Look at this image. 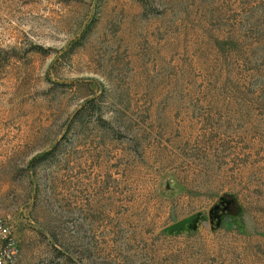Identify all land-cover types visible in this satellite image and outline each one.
<instances>
[{
  "label": "rangeland",
  "instance_id": "rangeland-1",
  "mask_svg": "<svg viewBox=\"0 0 264 264\" xmlns=\"http://www.w3.org/2000/svg\"><path fill=\"white\" fill-rule=\"evenodd\" d=\"M0 220L17 264H264V0H0Z\"/></svg>",
  "mask_w": 264,
  "mask_h": 264
},
{
  "label": "built area",
  "instance_id": "built-area-1",
  "mask_svg": "<svg viewBox=\"0 0 264 264\" xmlns=\"http://www.w3.org/2000/svg\"><path fill=\"white\" fill-rule=\"evenodd\" d=\"M19 249L8 224L0 220V264H17Z\"/></svg>",
  "mask_w": 264,
  "mask_h": 264
},
{
  "label": "water",
  "instance_id": "water-1",
  "mask_svg": "<svg viewBox=\"0 0 264 264\" xmlns=\"http://www.w3.org/2000/svg\"><path fill=\"white\" fill-rule=\"evenodd\" d=\"M231 203H232V200L230 198L222 197L221 204H223L222 205L223 210H227L230 207ZM217 208H218V205L214 206V208L212 210H215ZM199 217H200V214L195 213V214H193L187 218H184V219L168 226L166 228V230L169 234L174 233V232H180V231L185 230V229L196 230L197 223L199 221Z\"/></svg>",
  "mask_w": 264,
  "mask_h": 264
},
{
  "label": "flooded vegetation",
  "instance_id": "flooded-vegetation-1",
  "mask_svg": "<svg viewBox=\"0 0 264 264\" xmlns=\"http://www.w3.org/2000/svg\"><path fill=\"white\" fill-rule=\"evenodd\" d=\"M221 203V202H220ZM221 205H223V204H221ZM218 207H220V205H218Z\"/></svg>",
  "mask_w": 264,
  "mask_h": 264
}]
</instances>
